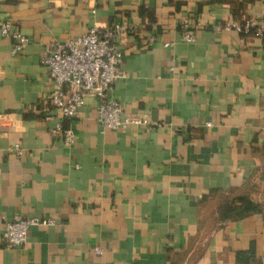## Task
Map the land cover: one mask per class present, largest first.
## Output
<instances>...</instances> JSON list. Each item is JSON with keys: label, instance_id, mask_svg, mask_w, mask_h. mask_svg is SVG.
<instances>
[{"label": "crops", "instance_id": "1", "mask_svg": "<svg viewBox=\"0 0 264 264\" xmlns=\"http://www.w3.org/2000/svg\"><path fill=\"white\" fill-rule=\"evenodd\" d=\"M262 13L264 0H0L30 39L13 54L0 35V264H264V38L215 29ZM114 23L111 94L148 126L102 129L90 93L72 119L49 99L47 47ZM15 215L54 222L7 248Z\"/></svg>", "mask_w": 264, "mask_h": 264}, {"label": "built area", "instance_id": "2", "mask_svg": "<svg viewBox=\"0 0 264 264\" xmlns=\"http://www.w3.org/2000/svg\"><path fill=\"white\" fill-rule=\"evenodd\" d=\"M183 27L184 39L188 42L194 41L195 37L188 19H185ZM215 29L254 33L264 38V13L259 17H248L242 21L217 24ZM123 30L124 26L120 23L105 27L94 26L84 35L63 42H54L47 47L41 63L48 67L55 82L49 99L52 105L62 110L64 118H74L85 103V95L90 93L97 99V119L102 129L118 130L130 124L150 125L151 121L147 115H125L121 103L111 94L115 81L124 75L122 69L124 56L116 41L117 35ZM0 35L15 41L13 54L23 51L30 42L28 36L9 21H0ZM68 86L71 87L69 97L66 90ZM207 126H211V122H207ZM53 132L63 136L65 145L70 147L75 143L76 132L72 126H64L59 122ZM11 150L23 154L20 144H15ZM53 222L52 219L41 220L15 215L5 222L1 243L7 248L20 247L27 242L33 226L51 225ZM95 250L97 253L102 252L99 248Z\"/></svg>", "mask_w": 264, "mask_h": 264}, {"label": "trees", "instance_id": "3", "mask_svg": "<svg viewBox=\"0 0 264 264\" xmlns=\"http://www.w3.org/2000/svg\"><path fill=\"white\" fill-rule=\"evenodd\" d=\"M247 204L250 206V203H247ZM250 209L251 210H255V207H253V208L250 207ZM238 259H239L240 262L246 264L248 262V260H249V256H248V254L240 253Z\"/></svg>", "mask_w": 264, "mask_h": 264}]
</instances>
